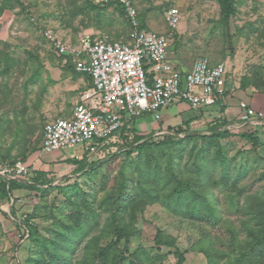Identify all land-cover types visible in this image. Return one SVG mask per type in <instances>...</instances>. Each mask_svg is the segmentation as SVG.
<instances>
[{"label":"rangeland","instance_id":"1","mask_svg":"<svg viewBox=\"0 0 264 264\" xmlns=\"http://www.w3.org/2000/svg\"><path fill=\"white\" fill-rule=\"evenodd\" d=\"M240 1L238 13L228 24L220 19L218 0H133V3L139 15H143L142 27L165 34L173 31L172 40L170 38L173 45L175 40L183 38L178 44L185 49L187 59L192 57L194 61L198 56H207L213 64L225 60L229 68L227 85L236 83L235 86L242 88L243 81L256 80L257 67H263L261 78L264 79V46L261 45L264 42L261 31L264 29V0ZM85 2L0 0V158L28 157L40 146L45 123L58 118L60 109L65 112L71 106L70 100L65 104L57 95L61 90L54 77L58 60L40 31L42 26L61 32L73 30V39L77 32L91 27L99 28L114 39L129 34L127 17L115 5L81 10ZM170 7L180 8L183 14L174 30L166 20ZM176 66L184 72L189 70ZM64 87L70 99L72 89ZM246 88L260 92L252 85ZM239 112L240 116L241 107ZM238 125L239 122H234L221 128L232 131V135L220 143L225 147V158L230 164L228 183L223 180L225 168L220 162H213L219 145L209 142L208 154L202 160L209 172L205 180L209 185L205 189L206 199L190 207L185 204L181 210L163 199L139 204L138 208L137 202H132L120 224L110 218L111 210L116 208L110 198L118 193L122 167L129 165L134 174L138 173L136 161L144 163L148 154H154L153 164L166 171L168 158L173 154L177 168L186 177H195L198 154L197 149H191L192 141H180L181 137H186L184 134L173 135L177 139L174 138L173 147L168 145L172 152L166 145H155L149 150L135 149L128 154L138 141L129 133L126 135L129 140L122 136L113 138L118 140L116 143L109 141L107 150L102 152V161L93 170L87 160L88 144L82 153L76 148L66 149V159L79 167L64 165L60 175L50 178L52 183L47 190L41 188L39 199L33 203L35 213L30 217L33 221L29 242L22 243L13 234L0 236V264H50L52 250L60 251L67 242L73 246L65 250L66 258L60 259V264H178V250L185 256L182 264H237L246 251L249 229L257 226L241 206H249L246 198L251 201L252 189L264 195V145L254 149L252 141L243 136L254 132V127ZM257 130L262 132V127L257 126ZM163 137L154 140L159 142ZM261 138L264 141L263 134ZM55 153L48 152L43 159L48 160ZM234 178L239 179L233 186ZM243 184L251 189L247 195L235 189ZM76 209L82 210L80 223L72 217ZM118 225L126 230L125 237L119 238ZM32 227L38 229L40 239L36 242L32 240ZM160 233L162 243L157 240ZM47 240L52 243L51 248ZM109 245H113L112 249L107 260H103L101 249ZM262 262L264 264V260Z\"/></svg>","mask_w":264,"mask_h":264},{"label":"built area","instance_id":"2","mask_svg":"<svg viewBox=\"0 0 264 264\" xmlns=\"http://www.w3.org/2000/svg\"><path fill=\"white\" fill-rule=\"evenodd\" d=\"M117 1L123 4L133 26L130 39L122 41L107 34L92 37L80 35L77 44L64 39L50 26H42L41 33L59 57L75 69L91 77L93 87L85 91L76 104L71 118L59 117L49 121L43 130L42 149L55 152L88 144L87 152L93 160L113 134L120 131L125 120L143 113H151L156 121L162 110L174 103L185 101L193 108L207 109L224 104L236 87H227L229 74L226 61L212 64L208 57L199 56L188 71H181L170 60L173 31L158 33L141 26L138 9L132 0ZM183 14L178 7L166 12V20L176 29ZM242 114L238 126L261 125L264 112L240 101ZM168 131L155 132L153 139ZM157 135V136H156ZM29 167L23 160H0V177L25 180ZM29 214L18 217L17 238L20 242L31 237Z\"/></svg>","mask_w":264,"mask_h":264},{"label":"trees","instance_id":"3","mask_svg":"<svg viewBox=\"0 0 264 264\" xmlns=\"http://www.w3.org/2000/svg\"><path fill=\"white\" fill-rule=\"evenodd\" d=\"M20 2V0H17ZM221 6V20H224L229 22L231 18L238 13V6L242 4V1L240 0H218ZM106 5H115L120 12L125 15L126 12L125 8L117 3V2H109V3H103L99 2L96 3L94 0H86L85 4H83L82 9L85 7H90L91 9L99 10L102 8V6ZM140 20L143 18V15H139ZM129 19L127 18V21ZM264 20V19H263ZM129 25L130 22L128 21ZM132 26V24H131ZM130 26V27H131ZM264 27V25H263ZM264 32V29L261 30ZM264 46V42L261 44ZM256 70V69H255ZM258 74L254 75V78L256 80L247 79V82H242L241 87L245 89L248 85H252L256 87L260 92L264 93V79L261 78V75L263 73V67H257ZM220 119V118H219ZM217 119L215 122H213L210 126V133L206 134H186V137L180 138V141L187 140L192 141L193 146L191 149H197V166L194 167L197 171V176L195 177H186L187 175H184L181 170L177 168V163L175 162V158L173 154H171L168 158V167L167 170L164 171L161 167H158L156 164H153V158L152 156L148 154V158L144 161H136V168L138 173H133L131 170V167L129 165H124L121 169V173L119 175V181L117 184V190L118 193L114 194V196H111V204L116 205V208L111 210L110 218L116 219V221L120 224L124 213L127 211L128 206L132 202H137L136 208H138L139 204L142 203H148V202H154L156 200L163 199L165 203H167L170 206L176 207L178 210H181L183 206L186 204V206L190 207L194 202L200 201L202 199H206L205 189L209 187L208 184H206L205 180L207 176H209V172H207L206 168L202 165V160L206 157L205 154H208V144L210 143H217L219 145V151L216 158H213L214 163L220 162L222 168H225V173L223 180L228 183V180L230 179V164L227 163L225 158V147L221 146L220 143L223 139L229 137L232 135V131L229 129H220L222 125H225L226 123L219 121ZM176 133H180L177 132ZM261 133L259 130L254 131L252 133L246 132L243 134L244 137L248 138L252 141V147L254 149L258 148L259 145H264V141L261 138ZM126 140H129L128 136H125ZM173 135H168L163 140L156 142V141H150V140H144L140 144H137L135 147L132 146V149L127 152L128 154H131L135 149L142 150L146 149L149 150L150 146H162L169 144H173L175 142ZM142 137H136V140H142ZM177 139V138H176ZM154 142V143H152ZM130 146V144L128 145ZM168 149L171 151V146H168ZM156 156V155H155ZM27 158V157H26ZM152 158V159H151ZM25 159V158H23ZM81 162H84L86 160L79 159ZM226 162V163H225ZM100 162H93L91 164L90 169H96L95 167H98ZM79 167V165H77ZM90 169H87L88 171ZM79 170V169H77ZM80 171V170H79ZM244 171V170H242ZM195 172V171H193ZM42 172H39V174ZM208 173V175L206 174ZM201 174L204 175L201 176ZM264 175V174H262ZM38 180L40 179V175L36 177ZM165 179V180H164ZM237 179L234 178L233 186L236 184ZM264 179V176H263ZM46 180V179H44ZM50 182V180H49ZM205 182V183H204ZM18 183V182H17ZM50 187V186H49ZM169 187V188H167ZM47 188V187H46ZM45 188L44 191L47 189ZM239 191L240 194H248V192L251 190L249 189V186L244 185L241 188L235 187ZM246 203L249 204L247 208H245L243 205L241 206L242 209H244L243 212H247L248 218H250L252 221L256 223V228L249 229V242L246 246L245 253L243 252L242 257L238 260L237 264H263L262 260H264V195L259 194L258 192L253 191L252 189V199L249 201L246 198ZM80 208L81 207H76ZM135 208V209H136ZM76 209L74 213L72 214L73 219L75 222L80 223L82 217V210ZM116 222V223H117ZM117 230H119V238L125 237V229L122 227L117 226ZM38 229L36 227H32V240L34 242L38 241L37 239H40L37 234ZM35 234H37L35 236ZM65 235L64 233H62ZM67 235H65L66 237ZM46 240V239H45ZM55 240V239H54ZM53 240V241H54ZM158 242L163 241V236L161 233L157 236ZM47 243H50L47 240ZM169 244H173V242H165ZM52 243L49 244V248H51ZM56 246V245H55ZM73 244L71 242H67L64 245V248H62L60 251L56 248L52 250L51 258L48 262L50 264H60V259H65L64 256L65 250L72 248ZM113 245H109L105 248L101 249L100 256L103 260H107L108 255L111 251V247ZM63 247V245H62ZM179 251V250H178ZM178 264H182L185 256L183 253L178 252ZM124 260V259H123ZM54 262V263H53ZM120 263V262H119ZM106 264V262L104 263Z\"/></svg>","mask_w":264,"mask_h":264},{"label":"crops","instance_id":"4","mask_svg":"<svg viewBox=\"0 0 264 264\" xmlns=\"http://www.w3.org/2000/svg\"><path fill=\"white\" fill-rule=\"evenodd\" d=\"M58 33L62 38L67 39L74 44L78 43L80 35L83 33H89L93 38L97 35L104 34L99 28L96 29L95 27L77 32V36L74 39L73 30L70 33L58 30ZM121 39L129 40L130 38L129 35H127L125 38ZM182 40L183 38H179L178 41ZM178 41L175 40V45L171 44L170 59L173 63L176 62L177 64H174L179 67L190 69L193 65V59L192 57L187 59L188 57L185 55V49L183 46H179ZM53 53L58 60L57 67L55 68L56 71L54 70L56 75L54 74V71L53 74L55 81L57 82L58 89L61 88L57 95H59L61 100H64L65 104H68L69 100L71 104V106L66 108L65 112H61L62 109H60L56 116L71 118L74 107L81 101L82 94L93 87L92 79L89 75L78 72L74 66L70 67L71 63L67 64L64 62V59L59 57L54 49ZM65 85L72 89V97L70 99L66 97L65 90H63L67 89L64 87ZM242 99H245L250 103L251 109L255 111H264V93L262 94L261 92H257L255 89L241 88L235 93H231L230 96L227 97L225 104L222 106L197 109L191 107V105L185 101H179L171 105L169 108L162 110V118L160 121H156L153 115L148 112L143 113L141 116L134 117L132 120H125L126 125L122 135L124 136L129 133H133V136L136 138L138 136L143 137L149 132L174 129H187L189 134L210 133L211 124L219 118V121L226 123V125L231 124L232 122L236 123L240 121L239 103ZM48 122H46L45 125ZM257 126L260 127L261 125H252V127H254V131H257ZM261 127L263 129V126ZM41 144L39 147L35 148L27 158H25L26 162L30 166V172L33 174V176H31L32 179L26 178L21 182L17 179L0 177V236L8 237L13 234L15 238H17L19 228L18 223L15 222V220L26 214H29V218L33 216L35 213L33 203L36 202V199H39L38 195L42 190L41 188L48 187V185L52 183L49 182L50 178L55 174L60 175L64 165L77 166L66 159L67 150L55 151L56 153L52 154V157H49L48 160H44L43 157L46 156L48 152L42 150ZM83 149L84 146L76 148V150H81V153ZM2 159L13 160L0 158V160ZM39 172L42 173L39 174ZM39 175L40 179L38 180L36 177ZM14 229H16V231H14Z\"/></svg>","mask_w":264,"mask_h":264},{"label":"clouds","instance_id":"5","mask_svg":"<svg viewBox=\"0 0 264 264\" xmlns=\"http://www.w3.org/2000/svg\"><path fill=\"white\" fill-rule=\"evenodd\" d=\"M110 2H117V1H110ZM132 2H133V0H132ZM103 3H109V2H103ZM117 3H119V4H121L122 6H123V4L122 3H120V2H117ZM135 5V4H134ZM136 6V5H135ZM137 8V7H136ZM171 8V7H170ZM138 9V8H137ZM180 9V8H179ZM138 13H139V11H138ZM126 17H127V14H126ZM128 18V17H127ZM129 19V18H128ZM183 19V18H182ZM139 20H140V17H139ZM129 22H130V20H128ZM140 23H141V26H142V22H141V20H140ZM131 22H130V26H131ZM47 26V25H46ZM51 27V26H50ZM52 28H54V27H52ZM144 28V27H143ZM133 29V26H131L130 27V32H129V38H130V35H131V32L133 31L132 30ZM54 30L58 33V30H56V28H54ZM43 35V34H42ZM46 39V38H45ZM47 40V39H46ZM118 40H122V41H128V40H124V39H118ZM172 40V39H171ZM73 43V42H72ZM172 44V43H171ZM169 56H170V54H169ZM199 57V56H198ZM207 57V56H206ZM197 58V57H196ZM171 60V59H170ZM210 60V59H209ZM195 61V60H194ZM194 61H193V63H194ZM225 61V60H224ZM210 62H211V60H210ZM223 62V61H222ZM212 63V62H211ZM219 63V62H218ZM213 64V63H212ZM215 64H217V63H215ZM229 75V74H228ZM227 78H229V76L227 77ZM236 85V83L235 84H232V85H227V87L230 89L232 86H235ZM236 87V91H238V90H240L241 88L238 86H235ZM235 91V92H236ZM234 92V93H235ZM242 100H245V99H242ZM241 101V100H240ZM247 101V100H246ZM249 103V102H248ZM225 104V103H224ZM224 104H220V105H216V106H222V105H224ZM216 106H214V107H216ZM239 107H240V103H239ZM249 107H250V103H249ZM211 108H213V107H211ZM251 108V107H250ZM199 109H201V108H199ZM74 110V109H73ZM59 118V117H58ZM65 118H68V117H65ZM57 119V118H56ZM55 120V119H54ZM127 120V119H126ZM52 121V120H51ZM233 123V122H232ZM125 125H126V122H125V124H124V126L122 127V129L120 130V131H117L115 134H113V136H111V138L110 139H108V140H106L107 141V143L105 144V146L103 147V151L102 152H105V150H107V148H108V143H109V141L110 140H113V138H116V137H122L123 135H122V133H123V131L125 130ZM226 125V124H225ZM225 125H222L221 127H220V129L221 128H223V126H225ZM187 129H184V130H179V129H174V130H167L168 132H165L164 134H162V135H164V137L163 138H166V136H168V135H183L184 134V136H186V134L188 133L189 134V132H188V130L186 131ZM225 130V129H224ZM229 130H231V129H229ZM176 131L177 132H180V133H176ZM158 132V131H157ZM154 133L155 132H153V133H147V134H145L142 138V140H138L137 141V144H140L141 142H143L144 140H150V141H156V140H154L153 139V135H154ZM151 134V135H150ZM200 134H205V133H200ZM261 134H263L264 135V131H263V129H262V133ZM126 135H124L123 137H125ZM159 137L161 138V135H159ZM129 138V137H128ZM42 140H43V137H42ZM118 140L116 139V140H113V142L114 143H116ZM161 141V140H160ZM136 144V145H137ZM80 147V146H79ZM85 147V146H84ZM41 148H42V144H41ZM77 148V147H76ZM71 149H74V148H71ZM43 150V149H42ZM66 150V149H65ZM61 151V150H60ZM102 152H98V154H97V156L95 157V159H93V160H90L89 159V157H88V154H87V160H88V163L91 165L93 162H101L102 160V158H103V156H101L102 155ZM23 160V162H25L27 165H28V167H29V172H30V166H29V164L26 162V159H23V158H16V159H13V160H9V161H12V162H15V161H17V160ZM97 159H100V160H98V161H96ZM3 160V159H2ZM4 161V160H3ZM31 176H33V174H31V172L29 173V175L27 176V178H31ZM32 179V178H31ZM30 179V180H31ZM19 181V180H18ZM23 181V180H22ZM21 181V182H22ZM31 238V237H30ZM29 241H30V239H29ZM28 241V242H29Z\"/></svg>","mask_w":264,"mask_h":264}]
</instances>
